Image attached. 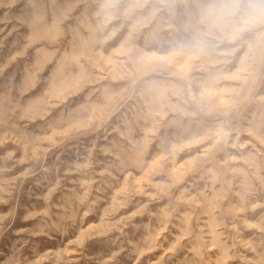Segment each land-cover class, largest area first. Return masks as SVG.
<instances>
[{
  "label": "rangeland",
  "instance_id": "1",
  "mask_svg": "<svg viewBox=\"0 0 264 264\" xmlns=\"http://www.w3.org/2000/svg\"><path fill=\"white\" fill-rule=\"evenodd\" d=\"M0 264H264V0H0Z\"/></svg>",
  "mask_w": 264,
  "mask_h": 264
}]
</instances>
